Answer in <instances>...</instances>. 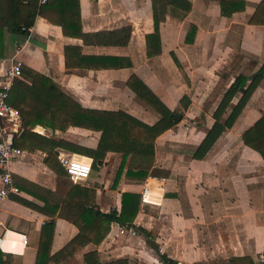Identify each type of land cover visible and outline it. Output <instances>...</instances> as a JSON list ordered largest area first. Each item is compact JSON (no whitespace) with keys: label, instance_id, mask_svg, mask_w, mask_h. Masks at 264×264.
Segmentation results:
<instances>
[{"label":"crops","instance_id":"0c3cea01","mask_svg":"<svg viewBox=\"0 0 264 264\" xmlns=\"http://www.w3.org/2000/svg\"><path fill=\"white\" fill-rule=\"evenodd\" d=\"M186 1L189 13L166 8L159 25L161 52L153 57L146 54V36L154 30L151 0H79L84 37L64 36L36 12L26 34L3 32L0 81L14 62L22 71L12 86L21 108L15 138L18 142L24 133L18 142L22 155L9 168L19 193L0 203L2 248L14 264H34L41 228L54 214L51 255L78 234L71 220L82 207L119 212L122 194L140 195L145 186L149 202H141L135 230L111 223L101 244H88L57 264H84V255L92 251L100 263L164 264L160 255H165L177 264H258L264 257V163L241 142V134L264 113V80L233 128L202 160L192 158L223 93L239 75L248 77L264 64V26L249 24L262 0ZM220 1H242L244 8L227 18ZM1 2L0 24L14 23L17 8L31 16L32 0ZM190 25L196 33L186 44ZM132 77L171 111L183 114L155 140L152 169L157 176L126 180V165L113 187L122 155L108 152L87 181L71 183L61 176L66 161L95 150L101 133L66 126L70 100L92 111L121 110L149 126L156 122L158 115L128 87ZM73 185L80 190L71 192Z\"/></svg>","mask_w":264,"mask_h":264},{"label":"trees","instance_id":"16d2710c","mask_svg":"<svg viewBox=\"0 0 264 264\" xmlns=\"http://www.w3.org/2000/svg\"><path fill=\"white\" fill-rule=\"evenodd\" d=\"M1 1V0H0ZM7 1V0H4ZM4 2L0 3L3 5ZM153 12V33L146 36V54L148 57L157 56L161 52L159 25L165 19L166 8L171 6L183 13L191 11V4L186 0H151ZM31 16H23V11L17 8L13 12L12 18L14 23L8 25L0 24V38L3 32L9 34H26L28 28L33 25L35 12L39 17L46 19L50 24L59 26L64 36L84 37L81 31L80 23V7L79 0H47L44 5H39L38 0H32ZM242 1H220L221 15L229 18L232 14L243 10ZM4 10V7L2 6ZM25 18V21L23 19ZM21 19V20H19ZM250 25L264 26V0H262L255 8V12L249 21ZM196 28L190 25L185 37L186 44H192ZM3 48L2 39H0V57ZM173 59L178 69L182 72L186 79L182 66ZM41 77V76H40ZM264 80V64L250 76L239 75L234 82L223 93V96L212 114L213 123L207 130L205 137L193 151L192 158L194 160H202L223 132L231 130L247 105L249 99ZM39 81L47 83L51 88L55 89L54 84L47 78L41 77ZM17 83L23 85L22 82ZM248 82L245 89L243 86ZM127 85L137 96L158 115L156 122L152 125H146L135 119L124 111H92L83 109L79 105L70 100L69 122L67 127H78L101 133L98 146L95 150H83L84 156L93 160L92 169H97L103 162L108 152L121 154V163L116 173L113 187H116L124 168L126 180L143 182L149 177L157 176L156 171L152 169L154 157L155 140L173 128L183 119L180 111H171L166 107L146 86L132 77ZM14 94V93H13ZM12 89L9 94L8 102L15 108L19 109L18 98L13 97ZM15 98V100H14ZM236 98L237 102L231 105V101ZM186 97L181 99V103ZM184 107V104H182ZM185 108V107H184ZM183 108V109H184ZM230 108V111L227 110ZM21 110V108H20ZM21 116L24 115L22 111ZM24 133L18 139L22 141ZM14 139V145L19 148L20 145ZM241 142L243 146L256 152L264 163V113L253 123L251 127L241 134ZM128 163V164H127ZM61 168V166H60ZM60 170V169H59ZM61 176L68 179L65 168L61 170ZM72 190H80L73 185ZM82 191V189H81ZM87 191V190H85ZM141 206V197L135 193H125L121 197V207L119 212H111L102 214L92 208L82 207L80 213L71 223L78 229V234L54 255L50 254L51 242L55 227V214L50 221L46 222L40 232L36 258L34 264H54L61 263L73 256L76 252L87 246L88 244L99 245L105 239L109 232L111 223H117L135 230L133 222ZM98 228V229H96ZM95 229V230H94ZM164 264H177L170 261L165 255H160ZM0 264H14L11 254L3 253L0 250ZM84 264H129L127 260H116L109 263H100L97 252L92 251L84 255Z\"/></svg>","mask_w":264,"mask_h":264},{"label":"built area","instance_id":"2783aa9c","mask_svg":"<svg viewBox=\"0 0 264 264\" xmlns=\"http://www.w3.org/2000/svg\"><path fill=\"white\" fill-rule=\"evenodd\" d=\"M47 0H38L39 5H44ZM22 76L21 63L14 62L3 74L0 81V203L7 199L11 194H18L19 190L14 186L11 179L10 164L15 162L22 151L14 145V139L17 133V123L19 121V111L13 108L9 102V94L15 80ZM91 158L78 155L67 160L64 168L68 180L73 184L84 183L89 178L92 171ZM149 189L145 186L140 193L141 202L148 203ZM132 234H136L132 232ZM21 243L27 245L26 236H21ZM3 238L0 237V250L2 248ZM4 253V252H3ZM264 262V257H259L257 263Z\"/></svg>","mask_w":264,"mask_h":264}]
</instances>
